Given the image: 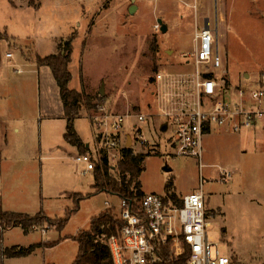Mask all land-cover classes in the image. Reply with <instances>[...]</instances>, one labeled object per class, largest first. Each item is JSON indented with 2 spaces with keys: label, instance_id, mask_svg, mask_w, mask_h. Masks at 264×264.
<instances>
[{
  "label": "rangeland",
  "instance_id": "374dc122",
  "mask_svg": "<svg viewBox=\"0 0 264 264\" xmlns=\"http://www.w3.org/2000/svg\"><path fill=\"white\" fill-rule=\"evenodd\" d=\"M131 5H136L132 13ZM158 19L167 25L166 32ZM205 19L216 29V49L223 60L214 73L227 90L220 96L237 101L240 87H255L264 78V0H0V30L10 36L0 40V108L8 119L7 137L16 145L14 153L26 152L32 143L38 148L40 141L44 149L48 144L57 148L63 141L62 124L49 116L62 108L59 88L51 69L37 66L35 54L54 53L61 40L75 33L70 87L92 95L97 108L129 115L126 125L134 120L132 115H144L141 125L148 148L132 146L130 129L123 133L134 151L150 153L143 162L141 189L164 195L171 190L181 198L202 188L211 221L209 232L222 251L233 256L236 264H264L261 122L239 132L212 126L203 134L201 162L193 156L176 155L171 145L174 118L189 114L198 103L195 67L185 53L194 48L195 25ZM7 52L12 57H7ZM158 73L163 79H157ZM202 104L207 107L211 101L203 99ZM81 109L77 127L94 149L98 141L95 136L93 140L88 114L93 111ZM2 129L0 123V149ZM75 154L65 153V158L59 159L55 151L41 160L37 157L31 172L17 169L18 184L10 186L7 181L4 194L10 199L20 191L31 193L32 201L42 190L47 195L51 183L62 182L67 176L84 183L79 190L91 195L80 201L78 213L62 234L88 227L90 217L101 210L116 214L120 198L94 191L95 170L83 173L84 164L73 159ZM27 180L31 181L28 188ZM10 187L16 189L12 192ZM55 225L43 221L29 233L15 228L11 240L20 244L40 240L41 231L55 229ZM50 234L59 235L60 231L51 230ZM76 252L56 248L45 262L65 256V264H71L68 260L71 262Z\"/></svg>",
  "mask_w": 264,
  "mask_h": 264
},
{
  "label": "built area",
  "instance_id": "2783aa9c",
  "mask_svg": "<svg viewBox=\"0 0 264 264\" xmlns=\"http://www.w3.org/2000/svg\"><path fill=\"white\" fill-rule=\"evenodd\" d=\"M208 27L195 26L192 52L185 53L195 67L194 85L198 103L189 114L174 118L173 142L176 155L193 156L202 160L203 134L212 126H227L239 132L258 125L264 118V78L255 87H240L239 99L228 101L221 92H227L215 69L223 66V60L216 49V29L207 19ZM12 57L11 52L6 53ZM158 80L163 75H156ZM209 100L203 106L202 100ZM129 115L107 112L98 107L90 116L97 138L93 151L78 153L74 160L84 164L83 173L94 171L100 159V150L106 153L108 161L116 165L121 159L124 129ZM129 129L132 146L148 148L143 136L144 115H132ZM136 152V151H135ZM226 177L229 176L225 172ZM180 198V197H179ZM181 204L167 195L157 192L144 193L130 201L120 198L116 213L122 225L117 234L106 239L115 264H236L233 256L222 251L218 241L210 235L209 212L203 189L183 195Z\"/></svg>",
  "mask_w": 264,
  "mask_h": 264
},
{
  "label": "trees",
  "instance_id": "16d2710c",
  "mask_svg": "<svg viewBox=\"0 0 264 264\" xmlns=\"http://www.w3.org/2000/svg\"><path fill=\"white\" fill-rule=\"evenodd\" d=\"M75 33L71 34L66 40H61L57 44V52L45 56L38 53L35 54V62L37 66H48L59 88V95L63 106V117L66 120V129L64 139L71 145L78 148L80 153H86L90 150L86 146L80 135L75 129L74 121L82 114V107L86 111H95L96 103L93 96L85 93L84 90H77L70 87L72 73L69 65L72 61L73 38ZM9 40L10 36L7 32L0 30V40ZM89 117L92 115L88 113ZM150 153L135 152L131 146H124L122 149L121 159L116 165L109 163L107 155L100 150V159L95 167V175L97 182V191H105L115 194L119 198H125L130 201L141 197L144 192L141 189L140 175L144 170L143 162L145 157ZM114 172V173H113ZM168 188V187H167ZM167 196L172 198L178 204H181L180 198L171 190L167 192ZM91 194H77L74 198V205L65 210L64 215L51 217L48 216L43 209L31 214L20 211L4 210L0 198V226L7 229L13 226L22 227L24 233H29L38 227L43 221L55 224V229L62 231L71 216L79 210L80 201L89 197ZM122 221L112 211H101L90 219V227L81 229L76 235H66L78 242V253L72 264H115L111 256L110 249L106 243V239L117 234ZM60 239L54 241H44L30 244L29 246H12L2 250L5 257H21L31 254L38 247H52L59 242ZM54 264V263H49Z\"/></svg>",
  "mask_w": 264,
  "mask_h": 264
},
{
  "label": "crops",
  "instance_id": "0c3cea01",
  "mask_svg": "<svg viewBox=\"0 0 264 264\" xmlns=\"http://www.w3.org/2000/svg\"><path fill=\"white\" fill-rule=\"evenodd\" d=\"M205 20H203V22ZM197 25H199V24H197ZM194 30H195V27H194ZM56 52H57V50L54 53H56ZM70 65H71V63H70ZM70 65H69V69L71 71ZM42 67H44V66H42ZM72 77H73V74H72ZM0 99H1V96H0ZM61 104H62V102H61ZM2 114H5V115L2 116ZM62 114H63V106H62L61 110L59 109V112L57 115L49 116V118H54V119H57L58 121L60 120V122L62 124V137H63L64 132H65V127H66V120ZM0 115H1L0 116V120H1L0 123L3 124V129H2L3 144H2V147L0 149V198L2 201L3 209L9 210V211L27 212V213H31V214H34V213L38 212L39 210L43 209L44 212L48 216H51V217L64 215L65 210L74 205L73 195L79 194V193L84 194V192H82L79 189L82 187H85L84 183H80L79 181H75V179L71 180V177H69V176H67L62 182L51 183L48 187V194L47 195L45 194V196H44V194H43L44 191L42 190V195L39 194V197L34 196V199L32 201L30 200V197H29L31 195V193L23 194L24 192L22 193L20 191L19 193H21V194H18V193L13 194V195L9 196L10 199H8L7 198L8 194L7 195H6V193L4 194V191H5L6 183L9 180H10V186H11V184L12 185L18 184V182L16 181L17 179L14 176V174H16L17 169L22 168V167H23V169L28 168V172H31V169H32L34 163L36 162L37 157H39V159L41 160L42 158H44L46 156L47 153H49V152L53 153L56 151L57 152L56 157L59 159H64L65 153H68V154L69 153H74V154L80 153L78 148L76 146L71 145L68 142H66L64 137H63V141H61V143L59 142L60 144L57 145V148L55 146H52L51 144H48L46 146V149H44L42 141H40L39 145L37 146L38 148H36L35 146H32V144H34V143H32V144H30V147L29 146L26 147V150H27V151L25 150L26 152L14 153L12 150L15 148L16 145H14V141H12L9 137H7L8 122H5V121L8 119H6V117H5L6 113L4 111H1V108H0ZM77 120H78V118H76V120H75L76 131L78 132V134L80 135V137L82 138V140L84 141L86 146L90 148V150L88 152L93 151V148H91L92 141H90L88 138L83 136V134H81V132H79L80 130L77 127ZM263 121H264V119L259 124L260 126H264ZM40 125H42V123ZM259 125H257L256 127H258ZM127 129H129V125H127ZM14 131L18 132L19 129L17 127H15ZM94 136L96 138L95 132L93 134V140H94ZM47 151H49V152H47ZM77 154H75V155H77ZM75 155L73 156V159H74ZM84 167H83V169H84ZM12 178H15V180H13ZM22 181L24 183L25 178ZM92 181L93 182L91 184V188L94 191H97L98 187H97L95 173H94V179ZM19 182H21L20 179H19ZM29 182H31V181L30 180L26 181V183H25L26 188H28V186L30 185V184H27ZM18 188H23V187L18 186ZM14 189H16V188L10 187V191L13 192ZM8 190H9V188H8ZM33 190H36L35 186H34ZM143 192L147 193L145 191H143ZM12 197H13V199H11ZM8 200L15 201V204L10 205ZM30 208H32V210H30ZM101 211H103V210H101ZM100 212H98L97 214H99ZM77 213H78V211L75 214H73L71 217H73ZM97 214H95V215H97ZM89 227H90V224L88 227L83 228V229H88ZM15 228L23 231L22 227H20V226H13V227H10L7 229H2V227L0 226V264H47V263L48 264L49 263H54V264L64 263L65 264V263H67V261L65 262V256L63 258H61V257L55 258V259H60L59 261L52 260V259H54V258H52L51 261L45 262L49 252L56 249V248H60L61 251H77L75 253V256L72 257V261L70 262V259H69L68 263L72 264L73 261L75 260L76 256H77L78 248H79L78 242L76 240L70 238V237H65V236L66 235H76L81 229H78L75 233H72V234H70V233H63L62 234V232L60 231L59 235H57V234L51 235L50 234L51 230H56V229L43 230V231H41V236H43V237H41L40 240L27 241V242H22V244H20V243H15V241L11 240V233L10 232H11V230H13ZM36 231H38V230L36 229ZM57 239H60V240L56 245H54L52 247H45V246L38 247L31 254H29L27 256L5 257L2 255V250L6 247H12L15 245L29 246L30 244H33V243L44 242V241H54ZM66 244H69L68 248L65 247Z\"/></svg>",
  "mask_w": 264,
  "mask_h": 264
},
{
  "label": "water",
  "instance_id": "95a60500",
  "mask_svg": "<svg viewBox=\"0 0 264 264\" xmlns=\"http://www.w3.org/2000/svg\"><path fill=\"white\" fill-rule=\"evenodd\" d=\"M135 8H136V5H131V7L129 9L130 13H132ZM158 23L161 26V30L164 31V32H166L167 29H168V27H167V25L165 23H163L162 19H158ZM205 27H208L207 19L205 20ZM100 93L101 94L104 93L103 86L101 87ZM127 146H129L128 145V142H127Z\"/></svg>",
  "mask_w": 264,
  "mask_h": 264
}]
</instances>
